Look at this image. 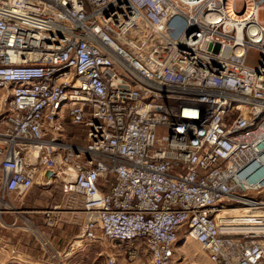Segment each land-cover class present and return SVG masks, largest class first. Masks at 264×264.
Returning <instances> with one entry per match:
<instances>
[{
  "label": "built area",
  "instance_id": "1",
  "mask_svg": "<svg viewBox=\"0 0 264 264\" xmlns=\"http://www.w3.org/2000/svg\"><path fill=\"white\" fill-rule=\"evenodd\" d=\"M261 11L264 0H0V229L25 218L51 248L13 200L58 182L82 217L64 258L115 242L131 262L181 264L182 237L211 264H264ZM234 207L250 212L221 216Z\"/></svg>",
  "mask_w": 264,
  "mask_h": 264
},
{
  "label": "rangeland",
  "instance_id": "2",
  "mask_svg": "<svg viewBox=\"0 0 264 264\" xmlns=\"http://www.w3.org/2000/svg\"><path fill=\"white\" fill-rule=\"evenodd\" d=\"M240 7V5H238ZM264 18V12L259 13ZM7 108V101L3 91H0V121ZM14 205L21 211L27 212V217L40 235L51 245L43 248V239L37 232H31L26 225L25 218H20L13 227L0 229V264H106L107 256L114 254L118 264H149L145 256L139 263L129 261L123 256L124 245L119 243L94 242L74 251L68 258H64L69 251L67 245L73 242L80 231L82 217L79 213L67 214V205L60 190V184L37 185L33 187L21 200L14 199ZM50 211L48 215L45 212ZM3 221L10 225L13 216H2ZM178 256L181 264H211L200 246L182 237L178 239ZM17 255L11 259L10 251ZM58 253L59 258L51 262V253ZM50 259V260H49Z\"/></svg>",
  "mask_w": 264,
  "mask_h": 264
},
{
  "label": "bare ground",
  "instance_id": "3",
  "mask_svg": "<svg viewBox=\"0 0 264 264\" xmlns=\"http://www.w3.org/2000/svg\"><path fill=\"white\" fill-rule=\"evenodd\" d=\"M248 212V210H245V209H239L237 207H234V208H224L222 210V214L221 216L223 217H226V218H230V217H236V216H243V215H246ZM189 240V239H187ZM180 250V249H178Z\"/></svg>",
  "mask_w": 264,
  "mask_h": 264
},
{
  "label": "water",
  "instance_id": "4",
  "mask_svg": "<svg viewBox=\"0 0 264 264\" xmlns=\"http://www.w3.org/2000/svg\"><path fill=\"white\" fill-rule=\"evenodd\" d=\"M48 176H50V173L47 174V177H48ZM176 246H178V242H177Z\"/></svg>",
  "mask_w": 264,
  "mask_h": 264
}]
</instances>
